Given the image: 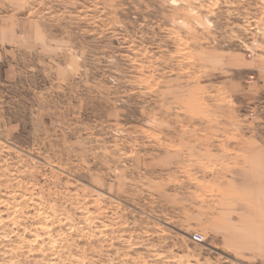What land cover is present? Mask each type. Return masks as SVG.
I'll return each mask as SVG.
<instances>
[{
  "label": "rangeland",
  "instance_id": "obj_1",
  "mask_svg": "<svg viewBox=\"0 0 264 264\" xmlns=\"http://www.w3.org/2000/svg\"><path fill=\"white\" fill-rule=\"evenodd\" d=\"M0 264H264V0H0Z\"/></svg>",
  "mask_w": 264,
  "mask_h": 264
},
{
  "label": "built area",
  "instance_id": "obj_2",
  "mask_svg": "<svg viewBox=\"0 0 264 264\" xmlns=\"http://www.w3.org/2000/svg\"><path fill=\"white\" fill-rule=\"evenodd\" d=\"M193 239H194L195 241L200 242V241L203 240V237H202V235H200V234H198V233H195V234L193 235Z\"/></svg>",
  "mask_w": 264,
  "mask_h": 264
}]
</instances>
